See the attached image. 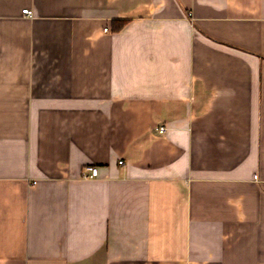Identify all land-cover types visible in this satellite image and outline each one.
Segmentation results:
<instances>
[{
    "label": "crops",
    "instance_id": "obj_1",
    "mask_svg": "<svg viewBox=\"0 0 264 264\" xmlns=\"http://www.w3.org/2000/svg\"><path fill=\"white\" fill-rule=\"evenodd\" d=\"M0 264H264V0H0Z\"/></svg>",
    "mask_w": 264,
    "mask_h": 264
},
{
    "label": "built area",
    "instance_id": "obj_2",
    "mask_svg": "<svg viewBox=\"0 0 264 264\" xmlns=\"http://www.w3.org/2000/svg\"><path fill=\"white\" fill-rule=\"evenodd\" d=\"M23 12L24 13H28V14L31 13V11L28 8L23 9ZM158 130H159L160 133H165L166 127L165 126H161V127H159ZM119 163H123V160H120ZM98 174H99V168L97 166L87 165L85 167L84 177H86V178H88V177H96V176H98Z\"/></svg>",
    "mask_w": 264,
    "mask_h": 264
},
{
    "label": "trees",
    "instance_id": "obj_3",
    "mask_svg": "<svg viewBox=\"0 0 264 264\" xmlns=\"http://www.w3.org/2000/svg\"><path fill=\"white\" fill-rule=\"evenodd\" d=\"M119 24H121V25L124 24L123 20H120V21H119Z\"/></svg>",
    "mask_w": 264,
    "mask_h": 264
}]
</instances>
